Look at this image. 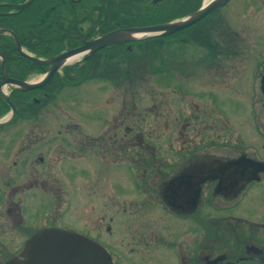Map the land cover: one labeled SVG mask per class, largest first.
Returning <instances> with one entry per match:
<instances>
[{
	"label": "flooded vegetation",
	"instance_id": "flooded-vegetation-1",
	"mask_svg": "<svg viewBox=\"0 0 264 264\" xmlns=\"http://www.w3.org/2000/svg\"><path fill=\"white\" fill-rule=\"evenodd\" d=\"M25 1L0 0V16H12L0 36L17 50L7 57L0 49V83L3 63L10 78L42 81L51 67L37 59L120 28L181 19L205 3L34 0L15 8ZM232 1L168 35L83 53L41 87L2 86L17 108L10 125L33 114L42 124V109L55 103L74 120L72 140L8 139L0 264L52 227L28 228L26 208L42 199L56 204L54 219L74 221L62 229L100 243L114 264H264V0H240L230 12ZM81 87L90 99L82 112L68 104L70 88ZM1 101L5 116L13 108L0 96V112ZM85 116L101 131L83 128Z\"/></svg>",
	"mask_w": 264,
	"mask_h": 264
},
{
	"label": "water",
	"instance_id": "water-1",
	"mask_svg": "<svg viewBox=\"0 0 264 264\" xmlns=\"http://www.w3.org/2000/svg\"><path fill=\"white\" fill-rule=\"evenodd\" d=\"M33 1L34 0H27L23 3L15 4L14 6L17 9H24ZM228 1L229 0H210L204 3L200 9L183 19L156 25L120 28L87 41L79 48L68 49L65 52L45 60L37 59L40 62L49 64L51 67L49 73L42 81L29 82L10 78L7 74L5 63H3L4 76L0 83V96L12 106L13 114L5 120H0V127L9 125L17 116L16 105L2 90L4 84L12 83L24 90L41 87L50 81L59 68L83 53H89V56L102 47L116 43L138 39L140 37L168 35L199 22L211 11L225 5ZM6 31L9 30L1 29L0 33ZM10 32L15 36L19 50L25 55H28L22 49L18 36L13 31ZM0 55L2 54L0 53ZM201 178L203 180V174ZM6 264H114V262L107 250L92 239L68 230L45 228L39 230L27 241L20 257H14Z\"/></svg>",
	"mask_w": 264,
	"mask_h": 264
},
{
	"label": "rangeland",
	"instance_id": "rangeland-1",
	"mask_svg": "<svg viewBox=\"0 0 264 264\" xmlns=\"http://www.w3.org/2000/svg\"><path fill=\"white\" fill-rule=\"evenodd\" d=\"M241 1L242 3H247V0ZM241 1L233 0L229 4L227 9H229V11L231 12L233 10H239L243 8ZM249 7L251 6H247V8ZM259 8H261L262 12H264V9H262L264 7ZM69 91L71 93V96L73 97V99L69 100V105H71L72 103H76L79 111L81 112L84 111L85 108H89L88 100L90 99L86 98V89H84L83 87L78 89L70 88ZM76 94L79 95V98L74 100V95ZM55 104L53 110L51 107L42 109V111L45 113V115L41 118L43 121L42 124L39 123L38 114H33V116L30 117L22 115L16 123L9 125V127L0 128V156H4V152L10 151V147L8 146V139L12 136H14L15 138H19V140L20 138H22V140H28V138L32 140V137L33 140H40L41 137L42 140L44 139V137V140H72V133L67 127L73 122L74 116L72 118H68L66 111H62V109L59 108L58 104ZM71 108L74 109L73 106H71ZM11 114L12 111L9 112L6 116L0 117V119H6L10 117ZM83 123L85 126L83 128H86L90 133H98L102 129L101 122L92 121V119L88 118L87 116H85V118L83 119ZM73 201L75 202L76 200ZM55 207L56 204L54 202L48 201L46 204L42 199L40 201H37L36 203L35 201H33L30 207L26 208L28 216L27 225L30 229L31 234L44 226L61 228L69 223L74 225V221L68 218L54 219L55 215H51V213L55 211ZM62 215L63 213L61 214V216Z\"/></svg>",
	"mask_w": 264,
	"mask_h": 264
},
{
	"label": "trees",
	"instance_id": "trees-1",
	"mask_svg": "<svg viewBox=\"0 0 264 264\" xmlns=\"http://www.w3.org/2000/svg\"><path fill=\"white\" fill-rule=\"evenodd\" d=\"M2 8L8 9V7H3ZM20 13L15 14L14 16L17 17ZM11 17L12 16H0V26H7L8 23H11ZM141 17H148V16H141ZM12 38L9 35H1L0 36V49L4 52V54H6L7 57L9 56H13V52H16L17 55V50L15 47V44H12ZM2 103H4V107H2L3 110H1L0 112V117L3 113H5L9 107L7 106V104L3 101H1Z\"/></svg>",
	"mask_w": 264,
	"mask_h": 264
}]
</instances>
